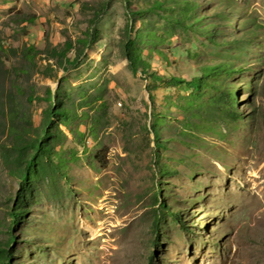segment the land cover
Listing matches in <instances>:
<instances>
[{
    "label": "rangeland",
    "instance_id": "obj_1",
    "mask_svg": "<svg viewBox=\"0 0 264 264\" xmlns=\"http://www.w3.org/2000/svg\"><path fill=\"white\" fill-rule=\"evenodd\" d=\"M129 3L137 71L125 0H0V246L15 264H264V0Z\"/></svg>",
    "mask_w": 264,
    "mask_h": 264
},
{
    "label": "trees",
    "instance_id": "obj_2",
    "mask_svg": "<svg viewBox=\"0 0 264 264\" xmlns=\"http://www.w3.org/2000/svg\"><path fill=\"white\" fill-rule=\"evenodd\" d=\"M126 5H127V9H128V26H127V40H126V44H125V49H126V56L133 68L134 71L138 70V62L141 60L140 56L138 55V50H137V46H136V40L132 38V32L134 30V22H135V17L134 15H136L133 12L129 11L130 8V3L129 0H125ZM99 15V14H98ZM97 15V16H98ZM94 26H95V22H94ZM98 30L96 27H94V29L90 30L88 32V35L86 37V39L82 40L83 44L86 47H90L91 45H93L96 41V36L98 34ZM67 62L69 63V60L67 59ZM216 68L215 66H207L206 70L207 71H214ZM206 72L205 73H209ZM154 76V75H153ZM193 83H199L201 82V78L196 77L193 78L191 80ZM151 99L154 101V97L152 96ZM56 102L53 101L51 106L47 109V113H46V123L44 126L45 131H43V136L40 137V139L33 143L32 146L34 147V150L32 152V154L30 155V157L26 160L25 165L23 166V169L20 171L19 173V178L21 183L24 184H28L31 183L34 178L39 174V169H40V161L42 159V156L45 157L48 154V150H49V145L46 144L43 141L44 136H46V130L47 128L50 129V127L52 125H54V120L56 118H59L61 116V111L58 107H56ZM157 141L158 138H157ZM159 147V144L157 146V148ZM160 208L161 209H165L166 206L162 203H160ZM20 210H18V208H13L10 212V216L13 222L18 221L20 219ZM180 221V220H179ZM11 243H13L14 238L13 236L11 237ZM11 243L7 246V247H3L0 246V254H3V259L0 262V264H15L14 261V255L15 252L11 246Z\"/></svg>",
    "mask_w": 264,
    "mask_h": 264
},
{
    "label": "bare ground",
    "instance_id": "obj_3",
    "mask_svg": "<svg viewBox=\"0 0 264 264\" xmlns=\"http://www.w3.org/2000/svg\"><path fill=\"white\" fill-rule=\"evenodd\" d=\"M263 173H264V171H263ZM257 184V183H256ZM264 192V189L262 190V193ZM85 228H87V230L89 231V232H91L94 236H100V234H98L97 232H95L94 231V226H92L91 224H87L86 226H85ZM84 228V229H85Z\"/></svg>",
    "mask_w": 264,
    "mask_h": 264
}]
</instances>
